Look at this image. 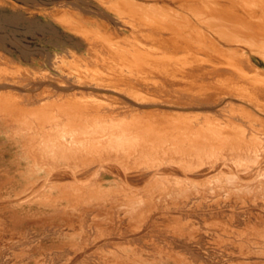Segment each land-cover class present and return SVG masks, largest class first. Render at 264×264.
Listing matches in <instances>:
<instances>
[{"label":"bare ground","instance_id":"6f19581e","mask_svg":"<svg viewBox=\"0 0 264 264\" xmlns=\"http://www.w3.org/2000/svg\"><path fill=\"white\" fill-rule=\"evenodd\" d=\"M98 1L0 55V264H264V0Z\"/></svg>","mask_w":264,"mask_h":264},{"label":"rangeland","instance_id":"374dc122","mask_svg":"<svg viewBox=\"0 0 264 264\" xmlns=\"http://www.w3.org/2000/svg\"><path fill=\"white\" fill-rule=\"evenodd\" d=\"M55 1L0 0V52L4 53L0 54L1 57L7 56L5 59L14 60L11 61L14 64L51 69L55 54L67 48L91 56L86 48L85 37L56 20L51 9L64 0ZM72 1L91 10L101 7L98 0ZM78 40L84 44L78 45Z\"/></svg>","mask_w":264,"mask_h":264}]
</instances>
